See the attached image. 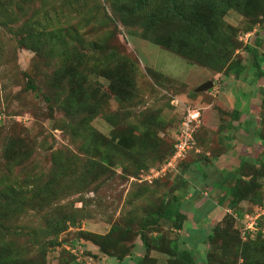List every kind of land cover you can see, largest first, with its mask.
<instances>
[{
  "label": "rangeland",
  "instance_id": "obj_1",
  "mask_svg": "<svg viewBox=\"0 0 264 264\" xmlns=\"http://www.w3.org/2000/svg\"><path fill=\"white\" fill-rule=\"evenodd\" d=\"M3 3L6 8L3 17L0 18V129L2 135H5L12 126L16 127V134L21 135V139L26 143L24 146H27V149L24 153L27 159L21 164L24 171H28L32 176L42 177L52 164V152H62L63 156H68L67 149L76 153L81 152L79 150L81 138L73 134L71 129V125L76 121V118L72 117L74 115L67 114L63 109L49 112L42 98L35 99L31 94L21 91L23 84L21 71L34 73L38 68V73L41 69L52 70L57 61V58L52 61V54L47 49L44 53L37 54L33 49L20 48L15 44V32L25 26V23H29L33 17L44 24L43 13L48 14L53 20V24L47 28L55 32L57 40L60 38L69 45H76L80 51L78 59L86 61L82 68L89 78L86 84L98 87L100 92L107 89L105 79L89 72L94 57L102 55V51L99 53V50L91 45L99 43V38L104 32H107L110 42L109 47L107 46L108 51L114 47L135 66L132 103H120L111 96L104 104L103 111L90 121L94 129L106 139H110L114 129H119L122 133L130 129L133 135L137 136L147 128L143 115L155 116L158 121L151 128L156 131L159 146L156 151L150 150L145 154L143 168L138 169L134 156L115 153L114 164L109 165L107 172L99 174L88 191L83 194H71L55 203L63 205L70 211L72 218L67 229L58 236V240L64 239L66 242L48 248L45 264H67L72 261V256L81 264H120L115 258L100 252L97 245L80 237L79 233L80 231L105 233L115 220L126 216L128 211L140 212L144 198L143 196L136 198L133 195L139 185H149L156 189L159 196L168 189L172 193H169L171 196L190 193L194 199L197 194L198 198H204L203 206L207 203L217 207L216 203L227 191L228 186L235 183L233 179L235 175L232 176V173L227 171L232 162L231 158L230 156L224 158L230 154L232 147L235 146L236 158H244L250 163L255 162L257 167L264 162V145L257 136L258 128H264L262 107L264 78L254 77V71L249 66L252 55L245 48L246 45H255L260 53H264V21L260 20L248 30L249 23L244 16L234 9L226 12L224 19L234 28L235 38L240 43L233 58L245 66L239 78H233L231 75L215 72L209 67L191 63L178 54L145 40L137 28L125 27L120 22L116 25L103 24L104 13L112 16V11L105 0H28L25 3L18 0H3ZM6 16L8 18H5ZM12 29L14 31H11ZM32 35L41 43V49L49 45L50 37L46 31L39 30ZM79 39L84 46H80ZM262 67L264 68V62ZM207 81L212 82L211 87L204 91H196L199 85ZM232 110L236 113L233 114ZM188 112H199V121L188 122L190 119ZM238 113L241 114L239 118ZM110 120L116 121L115 127ZM182 130H186L190 136L185 132L181 135ZM206 131H211V134H206ZM176 141H180L187 149L184 160H181L182 158L172 160V155L168 154ZM220 143L228 144L229 150L214 158L213 155L220 154L218 152L222 147ZM214 148L217 150L214 151L215 154L212 152ZM131 153L141 157L135 150ZM202 153L211 159L208 162L199 161L200 165L193 166L194 170L193 167L189 169L192 172H181L182 163L196 159ZM15 173H19V170L16 169ZM257 179L264 198V176ZM231 198L226 196L221 208L212 211L210 215L206 214V209H202V203L199 209H192L193 203L190 198L183 199L181 203L175 201L174 205L187 213L190 211V216L194 212L191 216L192 221L193 218L199 217L196 215L200 210L199 221L206 218L204 227L206 233H210L213 226L225 227L230 224L229 228L238 234L242 243L259 238L258 242L261 244L254 250L253 255L257 260L251 264H264L262 246L264 199L258 205L247 199L241 200L237 208L244 214L239 218L231 209L226 208ZM44 228L43 214L33 210L24 211L11 225L12 231L22 233L18 244L29 248V251L40 248V241L43 239H50L43 234ZM160 230L165 231L163 227ZM165 233L174 237L172 232L166 230ZM196 235L189 234L183 229L175 238L180 248L192 250L198 264L202 263L209 251L215 254L214 264H222L230 255L234 256V250L227 239L229 237H225L226 242L223 239L218 240L220 247L207 242L198 243L194 247V238L201 237ZM135 243L132 254L127 255L124 260L127 264H135L134 257L144 252L138 238L135 239ZM41 249H38L37 253H41ZM238 253L239 260L232 262L245 264L244 248L239 247ZM149 254L156 259V264H166L168 259L166 255L155 251ZM246 255L253 258L252 254ZM35 259L40 261L38 255Z\"/></svg>",
  "mask_w": 264,
  "mask_h": 264
},
{
  "label": "trees",
  "instance_id": "obj_2",
  "mask_svg": "<svg viewBox=\"0 0 264 264\" xmlns=\"http://www.w3.org/2000/svg\"><path fill=\"white\" fill-rule=\"evenodd\" d=\"M18 1L25 3L28 0ZM105 1L112 11V16L104 13L103 24L116 25L120 22L125 27L137 28L145 40L174 52L191 63L209 67L215 72L231 75L233 78H239L245 66L233 58L240 43L235 38L234 28L224 19L226 12L234 9L244 16L249 23L248 30H251L252 25L260 20L264 21V0ZM5 8L3 0H0V18L3 17ZM42 16L45 17L44 24L33 17L29 23H25V26L15 32V44L20 48L33 49L37 51V54H42L47 49L52 54V61L54 62L56 58L57 61L52 70L41 69L38 73V68L34 73L21 71L23 80L21 91L31 94L35 99L42 98L49 112L63 109L67 114L74 115L72 117L76 118V121L71 125V129L73 134L81 138L79 145L81 152L76 153L67 149L68 156H63L62 152H52V164L49 170L42 177L32 176L21 168L22 162L27 159L24 153L27 146H24L26 143L21 139V135L16 134L17 128L12 126L5 135H2L0 129V264H45L48 248L63 245V242H66L64 239L58 240V236L67 229L72 218L70 211L63 205L55 203L71 194H83L88 191L99 174L107 172L109 165L114 164L116 154L134 156L135 164L138 169H141L144 167L145 154L150 150L156 151L159 146L156 131L151 128L158 122L155 116H142L147 128L137 136L133 135L130 129L125 133L114 129L110 139H106L90 125L92 118L103 111L104 104L111 96L124 104H130L133 101L135 66L114 47L108 51L110 42L107 32L99 38V43L95 42L91 45L97 48L99 53L102 51V55L95 56L92 65L89 66V72L107 81V89L100 92L98 87L86 84L89 78L82 70L86 61L82 62L78 59L80 51L76 45H69L60 38L59 40L62 41L57 40L55 32L47 28L53 24V20L46 13ZM55 22L58 25L56 19ZM39 30L49 34V45H46V48L41 49V43L36 36L32 35ZM79 43L80 46L85 45L80 39ZM245 48L252 55L249 66L254 71V77L264 78L262 67L264 53H260L255 45H246ZM49 86L52 87L48 90ZM42 87L48 92H45ZM262 93L264 108V89ZM235 110H232L233 114L236 113ZM238 114L239 116H236L239 118L241 114ZM111 124L115 127L116 121L112 120ZM259 128L257 136L264 145V128ZM205 133L211 134V131ZM220 144L222 146L218 151L220 154L214 152L217 151L216 148L212 150L213 154L216 153L213 155L214 158L229 150L228 144ZM204 146L208 149L206 145ZM132 150L138 152L141 157L133 155ZM174 151L173 145L168 154L172 155ZM210 159L202 153L198 158L182 163L181 172H192L189 169L200 165L199 161L208 162ZM181 160H184V157ZM16 169L19 173H15ZM263 176L264 162L257 167L255 162L250 163L242 159L238 176L233 177L234 185L228 186L227 191L216 204L222 206L226 196L232 197L226 208L231 209L241 218L244 213L237 208L241 200L247 199L252 204L258 205L264 199L260 184L257 182V178ZM182 180L181 184H183ZM139 186L133 195L136 198H140L139 196L144 198L140 212L128 211L126 216L115 220L105 233L80 231V237L97 245L100 252L115 258L120 264H127L124 260L127 255L132 254V249L136 246V238L140 240L144 252L134 257L135 264H156V259L149 256L151 251L166 255L168 258L166 264H198L192 250L180 248L175 238L178 230L181 232L184 222L189 219L190 211L187 213L174 205L175 201L181 203L180 199L185 195L180 193L177 196H171L172 193L168 189L159 196L156 189L149 185ZM80 201L83 203L82 200ZM204 204L203 200L202 206ZM213 206L215 205L206 203L202 209L209 211ZM27 210L43 214L44 217L43 234L45 233V236H49L50 239L40 241L41 253H37L40 248L29 251V248L20 246L18 242L19 236L22 235L21 231L11 230L12 223ZM197 216L199 217L193 218L195 224L201 219L199 213ZM226 216L231 217L227 214ZM190 219H192L191 216ZM229 226L230 224L225 227L213 226L210 233L202 229L187 231L189 234L195 233L201 236L194 238V247L203 242L219 246L218 240L223 239L226 242L225 237H229L227 239L234 250V256L230 255L228 259L222 261V264L237 262L239 247L244 248L243 263L251 264L256 261L257 258L253 255L254 250L261 244L258 242L259 238L242 243L238 234H235ZM161 227L169 233L172 232L174 237L161 231ZM132 239H134L133 242L127 244ZM247 253L252 254L253 258L246 255ZM37 255L40 261L35 259ZM213 256L215 254L209 251L201 264H214ZM67 264L81 263L76 262L75 257L72 256V261Z\"/></svg>",
  "mask_w": 264,
  "mask_h": 264
},
{
  "label": "crops",
  "instance_id": "obj_3",
  "mask_svg": "<svg viewBox=\"0 0 264 264\" xmlns=\"http://www.w3.org/2000/svg\"><path fill=\"white\" fill-rule=\"evenodd\" d=\"M241 136V135H240ZM235 137V136H234ZM233 152V153H232ZM235 155H236V151H235V146L234 147H232V150L230 151V154H228V155H226L224 158H226V157H229L230 156V158H231V165H229V167L227 168L228 170L227 171H230L233 175H237L238 176V170H239V168H240V165H241V163H242V159H240V158H236L235 157ZM239 155V154H238ZM237 155V156H238ZM248 157V156H247ZM244 159V158H243ZM224 160V159H223ZM234 177V176H233ZM234 179V178H233ZM204 194H206V192L204 191ZM191 194L190 193H187L184 197H182L181 199H180V201H183V199H186V198H190L189 200L190 201H192V203H193V205H192V208L193 209H199V205L203 202V197H199L198 198V196H197V194H196V196L194 197V199H192L191 198ZM208 196V195H207ZM223 196V195H222ZM219 208H221V206H218L217 205V207L216 206H213V208H211L209 211H207L206 210V214H208V215H210V214H212V211H215V210H218ZM193 214H194V212H192ZM191 213V216H193V214ZM198 213L200 214L201 212H200V210L197 212V215H198ZM196 215V216H197ZM207 215V216H208ZM188 216H189V219L186 221V222H184V226H183V229H185L186 231L187 230H189V231H194V230H199V229H202V230H204L205 231V229H204V227H205V223L206 222H204L205 220H206V218L204 219V220H201V221H199L197 224H195L194 223V221H192V219H190V215L188 214ZM183 231V230H182ZM181 231V232H182ZM178 232H180V230H178ZM187 233H188V231H187Z\"/></svg>",
  "mask_w": 264,
  "mask_h": 264
},
{
  "label": "built area",
  "instance_id": "obj_4",
  "mask_svg": "<svg viewBox=\"0 0 264 264\" xmlns=\"http://www.w3.org/2000/svg\"><path fill=\"white\" fill-rule=\"evenodd\" d=\"M188 113H189V118H190L188 120V122H193V120H196V123H197L199 121V112H195V113L194 112H188ZM185 131L186 130H184V131L182 130V133L180 132L181 135H183L184 134L183 132H185ZM186 133L189 135L188 132H185V134ZM174 148H175V151L172 154V157H171L172 160H178V159L183 158L185 156L187 149H185L184 145L181 144L180 141H176V143L174 144Z\"/></svg>",
  "mask_w": 264,
  "mask_h": 264
},
{
  "label": "water",
  "instance_id": "obj_5",
  "mask_svg": "<svg viewBox=\"0 0 264 264\" xmlns=\"http://www.w3.org/2000/svg\"><path fill=\"white\" fill-rule=\"evenodd\" d=\"M211 85H212V82L211 81H207V82L199 85L196 88V91H204V90L208 89L209 87H211Z\"/></svg>",
  "mask_w": 264,
  "mask_h": 264
}]
</instances>
